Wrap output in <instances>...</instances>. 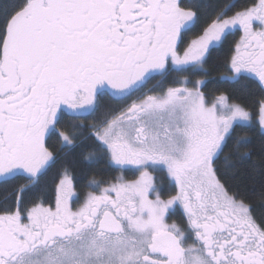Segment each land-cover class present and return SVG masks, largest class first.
<instances>
[{
  "label": "snow or ice",
  "instance_id": "snow-or-ice-1",
  "mask_svg": "<svg viewBox=\"0 0 264 264\" xmlns=\"http://www.w3.org/2000/svg\"><path fill=\"white\" fill-rule=\"evenodd\" d=\"M200 7L13 0L0 14V183L25 181L0 202V264H264V214L221 179V169L238 177L252 160L264 99L254 121L228 95L209 102L201 90L211 51L236 33L223 79L264 90V0L225 3L197 30ZM186 71L204 78L96 115L105 95L126 100L155 76ZM53 138L61 151L91 141L84 160L121 174L91 177L81 195L64 168L54 199L30 198L55 162ZM257 196L264 207V187Z\"/></svg>",
  "mask_w": 264,
  "mask_h": 264
},
{
  "label": "trees",
  "instance_id": "trees-1",
  "mask_svg": "<svg viewBox=\"0 0 264 264\" xmlns=\"http://www.w3.org/2000/svg\"><path fill=\"white\" fill-rule=\"evenodd\" d=\"M248 1L249 0H189L188 4L190 6L195 4L201 6L198 9L200 13L199 26H205L214 18L221 5L234 2L238 7H243ZM12 3L13 0H0V14L10 8ZM236 40H238L237 34L230 36L222 46L211 51L208 64L205 65L210 74L205 78V85L202 86L201 90L205 92L209 101H212L215 96L221 93L228 95L231 101L245 105L253 113V119L255 121L258 117V102L264 99V90H262L259 83L251 79H240L238 82L222 80L223 77L230 75L226 70V65L231 54V48ZM181 77H188L193 81L204 78L201 74L191 71L170 72L165 77L154 78L153 81H151L153 82L151 86L154 88H152L149 93L159 94L166 91L168 87H175V85H178V79ZM161 79L166 82L158 84V81ZM130 103L117 102L105 95L99 101L100 107L96 115L103 116L105 113L118 111ZM255 127L256 131L251 134L254 151L252 160L240 168V175L238 177H233L231 173L225 175L223 169H221V179L233 187L238 186L242 192L247 193L248 197L255 201V214L260 216L264 214V207H261V202L257 194L260 192L261 188L264 187V170L260 169L258 166L253 168L252 164H259V154L261 148L264 147V137L260 135L259 126L255 125ZM49 144L55 153L56 159L47 170L46 174L40 177L38 190L28 194L32 199L42 192L46 194L49 200L54 199V188L64 168H68L74 175L77 182V190L81 195L89 190L87 184L91 177L95 176L97 179L109 180L121 174L118 170L108 167L104 161L98 164H89L84 160V155L89 150L88 146H94L91 141L88 142V146L77 147L75 149L69 147L62 151L55 138H53ZM227 152L228 149H225V154H227ZM221 160H223V157H221ZM23 183H25L23 180H16L7 184L0 183V202H3L5 198L11 201L14 198L15 190Z\"/></svg>",
  "mask_w": 264,
  "mask_h": 264
},
{
  "label": "flooded vegetation",
  "instance_id": "flooded-vegetation-1",
  "mask_svg": "<svg viewBox=\"0 0 264 264\" xmlns=\"http://www.w3.org/2000/svg\"><path fill=\"white\" fill-rule=\"evenodd\" d=\"M183 3H185L186 5H189L188 3H189V0H183ZM247 3H249V1L247 2ZM190 6V5H189ZM203 26H198V29L197 30H199V28H202ZM237 35H238V38H239V33H236ZM168 75V74H167ZM156 77H160V76H155L154 78H156ZM153 78V79H154ZM185 77H181V78H179L178 80H183ZM188 78V77H187ZM153 79H151L148 83H147V85L145 86V88L142 90V93H137L136 95H134V96H131V97H129L128 99H126V100H117V99H113V100H115V101H119V102H123V103H127V102H132L133 100H135V99H137V97L138 96H140V95H142L143 93H149V92H151V89L152 88H154L153 86H151L152 84H153V82H151V81H153ZM163 79V78H162ZM159 80L158 81V84L159 83H165L166 81H163V80ZM189 79V81H192V82H194L191 78H188ZM189 85H191L192 86V83H189L188 84V86ZM138 95V96H137ZM137 96V97H136ZM133 97H135V98H133ZM126 106V105H125ZM124 175H125V177L127 178V179H134L135 178V176L137 175L136 173H133L132 171H127V172H125L124 173ZM156 175V180H157V183L165 190V191H167V189H168V178H167V175H166V173H163V172H161V173H156L155 174ZM129 177V178H128ZM173 219H175V220H177L178 222L181 220V217H179V216H176V217H173Z\"/></svg>",
  "mask_w": 264,
  "mask_h": 264
},
{
  "label": "rangeland",
  "instance_id": "rangeland-1",
  "mask_svg": "<svg viewBox=\"0 0 264 264\" xmlns=\"http://www.w3.org/2000/svg\"><path fill=\"white\" fill-rule=\"evenodd\" d=\"M239 39V38H238ZM222 80H225V79H223L222 78ZM182 80H178V85H175V87H179V86H182L181 84H180V82H181ZM188 87H192L191 85H189ZM209 102H211V101H209Z\"/></svg>",
  "mask_w": 264,
  "mask_h": 264
}]
</instances>
